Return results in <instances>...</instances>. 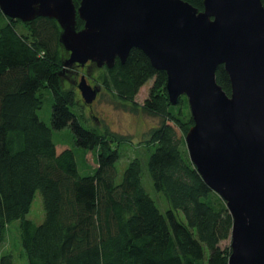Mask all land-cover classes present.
Segmentation results:
<instances>
[{"label": "trees", "instance_id": "obj_1", "mask_svg": "<svg viewBox=\"0 0 264 264\" xmlns=\"http://www.w3.org/2000/svg\"><path fill=\"white\" fill-rule=\"evenodd\" d=\"M184 1L204 9V0ZM73 2L78 7L81 0ZM83 26L78 18V29ZM60 34L53 18L23 22L0 9V264H15L4 246L16 221L29 264H229L231 247L221 244L231 236L233 217L190 159L185 137L194 122L184 117L183 98L171 104L167 73L136 49L100 76L105 89L133 110L141 88L155 78L142 110L160 120L146 146L154 188L168 204L164 212L143 185L142 157L131 160L118 180L124 136L82 124L77 92L63 84L69 53ZM216 76L230 95L223 65ZM47 95L53 96L51 126L39 115ZM66 128L94 160L90 173H81L73 147L55 141L54 130ZM37 192L45 212L41 224L28 218Z\"/></svg>", "mask_w": 264, "mask_h": 264}, {"label": "water", "instance_id": "obj_2", "mask_svg": "<svg viewBox=\"0 0 264 264\" xmlns=\"http://www.w3.org/2000/svg\"><path fill=\"white\" fill-rule=\"evenodd\" d=\"M0 9L23 22L55 19L66 67L112 68L137 49L165 71L171 104L189 100L190 159L233 217L229 264H264L262 0H204L202 11L184 0H0ZM222 65L230 95L217 82ZM77 87L87 105L100 92L84 76Z\"/></svg>", "mask_w": 264, "mask_h": 264}, {"label": "rangeland", "instance_id": "obj_3", "mask_svg": "<svg viewBox=\"0 0 264 264\" xmlns=\"http://www.w3.org/2000/svg\"><path fill=\"white\" fill-rule=\"evenodd\" d=\"M69 58L70 54L67 55ZM79 65V64H76ZM69 68V77L64 79V87L68 89H74L77 92L78 99V111L80 109L85 115V119H82V124L88 128H94L100 132H105L106 129L114 131L121 136H124V140L118 142V149L120 151V160L118 162L119 178L120 181L123 178L125 169L129 165L130 161L142 157V181L143 185L148 193L157 201V204L161 207L162 211H166L167 202L164 194L157 192L154 188L151 180L147 161L150 157V151L147 149V133L150 129L157 126L160 120L154 116L145 113L142 110V106L145 100L150 96L151 89L154 86L155 78L150 79L140 90L136 97L138 103V110H133L130 104L116 99L110 94L102 85L100 76L105 71L106 66L98 67L95 63L88 62L85 66L76 68H70L64 66V69ZM85 77L87 82L92 86H98L100 92L96 100L93 103V108L87 105L81 95L80 90L77 87L82 77ZM183 98L182 110L185 118H191L192 113L189 105V100L186 95L180 97L179 103ZM52 101L53 96L47 95L42 109L39 111L40 117L51 126V114H52ZM90 106V107H89ZM176 106V105H175ZM54 139L59 144V147H73L77 154V160L81 168V173H90L95 164L90 155L75 145L74 135L71 129L66 128L61 131L54 130ZM188 150V149H187ZM83 168L87 170H83ZM166 204V205H165ZM28 218L35 221L37 224H41L45 220V212L43 207V199L40 192H37L33 201ZM19 221H16L8 229L7 242L4 246V250L14 253L15 264H29L28 260L21 254V244L18 236L17 226ZM223 248L231 247V236L229 239L222 242Z\"/></svg>", "mask_w": 264, "mask_h": 264}, {"label": "flooded vegetation", "instance_id": "obj_4", "mask_svg": "<svg viewBox=\"0 0 264 264\" xmlns=\"http://www.w3.org/2000/svg\"><path fill=\"white\" fill-rule=\"evenodd\" d=\"M90 106L92 107V106H93V104H92V105H90ZM90 106H89V107H90ZM92 108H93V107H92Z\"/></svg>", "mask_w": 264, "mask_h": 264}]
</instances>
